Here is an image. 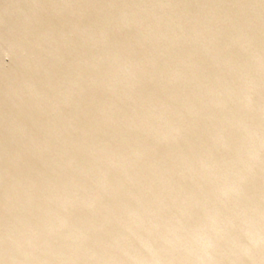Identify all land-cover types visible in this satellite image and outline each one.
Here are the masks:
<instances>
[{
  "label": "water",
  "instance_id": "95a60500",
  "mask_svg": "<svg viewBox=\"0 0 264 264\" xmlns=\"http://www.w3.org/2000/svg\"><path fill=\"white\" fill-rule=\"evenodd\" d=\"M40 2L0 0V27ZM62 2L92 7L43 33L27 95L0 102V241L31 264L258 253L264 0Z\"/></svg>",
  "mask_w": 264,
  "mask_h": 264
},
{
  "label": "clouds",
  "instance_id": "9594fccd",
  "mask_svg": "<svg viewBox=\"0 0 264 264\" xmlns=\"http://www.w3.org/2000/svg\"><path fill=\"white\" fill-rule=\"evenodd\" d=\"M31 7L35 14L28 21L0 27V102L6 112L12 111V102L17 97L27 95V83L39 75L43 33L51 31L59 37L62 29L73 22L77 10L92 6L41 0ZM0 250V264H31L24 249L11 240L0 241ZM246 255L248 258L241 259L239 264H264V239L259 242L258 253L249 249ZM254 256L258 259H252Z\"/></svg>",
  "mask_w": 264,
  "mask_h": 264
}]
</instances>
